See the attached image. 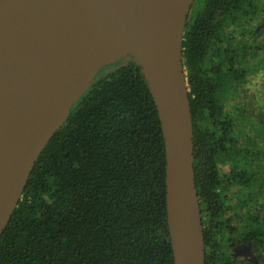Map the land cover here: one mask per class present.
<instances>
[{
    "label": "trees",
    "instance_id": "16d2710c",
    "mask_svg": "<svg viewBox=\"0 0 264 264\" xmlns=\"http://www.w3.org/2000/svg\"><path fill=\"white\" fill-rule=\"evenodd\" d=\"M182 56L205 264H264V165L251 168L264 158V100L244 95L264 68V0H195ZM165 194L156 106L128 53L98 71L37 157L0 264H174Z\"/></svg>",
    "mask_w": 264,
    "mask_h": 264
},
{
    "label": "water",
    "instance_id": "95a60500",
    "mask_svg": "<svg viewBox=\"0 0 264 264\" xmlns=\"http://www.w3.org/2000/svg\"><path fill=\"white\" fill-rule=\"evenodd\" d=\"M195 0H112L107 29L73 49L50 17L85 0H0V235L31 169L98 71L136 55L149 82L165 153V204L174 264H205L194 182L193 124L182 41ZM61 11V12H62ZM36 22L44 38L28 34ZM138 50V51H137ZM54 118L46 123V117Z\"/></svg>",
    "mask_w": 264,
    "mask_h": 264
},
{
    "label": "bare ground",
    "instance_id": "6f19581e",
    "mask_svg": "<svg viewBox=\"0 0 264 264\" xmlns=\"http://www.w3.org/2000/svg\"><path fill=\"white\" fill-rule=\"evenodd\" d=\"M61 11H56L50 17L48 22L50 31L67 36L72 42L73 49H78L107 29L108 18L113 14L114 9L112 0H85L83 9L80 8L72 14L69 12V8ZM26 29L31 36L41 39L45 37L38 24L33 20L28 23ZM0 111H2V105H0ZM53 120L54 118L51 116L46 117V123L50 124Z\"/></svg>",
    "mask_w": 264,
    "mask_h": 264
},
{
    "label": "rangeland",
    "instance_id": "374dc122",
    "mask_svg": "<svg viewBox=\"0 0 264 264\" xmlns=\"http://www.w3.org/2000/svg\"><path fill=\"white\" fill-rule=\"evenodd\" d=\"M114 61H112V62H114ZM262 70L263 71H261V73H258L256 77L253 76L254 79L248 85V88L246 89V91L244 93L245 96H248L249 97V95L254 94L256 97H258V99L260 101L264 100V68ZM244 95H243V97H244ZM245 101H246L245 102L246 105L249 106L248 108H250V107H252V108L253 107H256L255 103H253L251 99L246 98ZM229 112L230 113H233V114L236 113V111L234 110V107H231V106L229 108ZM239 115H240V113L237 115V119L238 120H240ZM245 125H246V123H245ZM249 127H250V125L247 124L246 127H245V129H242V132H241V134L243 136L242 139L245 138V135H246L245 132L246 131H250V128ZM261 142H262V144H261ZM257 143L260 144V146L259 147H256V148L254 147V151H256L255 153H257V150H260L261 151L260 148H262L263 151H264V140L262 138H259L257 140V142L254 143V145H256ZM263 165H264V158L263 157H259L258 161L251 168H252V170H256L257 169V166H258V169H260V167L263 166ZM219 166H220L221 170L225 172L230 167V161L228 159L227 160L226 159H223L222 161L219 162ZM236 188H238V187L235 186V185H233V186H231L230 190L231 191H234ZM262 199H264V197ZM263 205H264V203H263ZM261 210H264V209H261ZM235 252L237 254H240V255L245 256L249 252V250H240V251L239 250H236Z\"/></svg>",
    "mask_w": 264,
    "mask_h": 264
}]
</instances>
